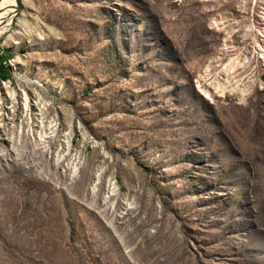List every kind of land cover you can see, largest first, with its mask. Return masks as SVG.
Returning <instances> with one entry per match:
<instances>
[{
	"label": "rangeland",
	"instance_id": "374dc122",
	"mask_svg": "<svg viewBox=\"0 0 264 264\" xmlns=\"http://www.w3.org/2000/svg\"><path fill=\"white\" fill-rule=\"evenodd\" d=\"M0 55V264H264V0H19Z\"/></svg>",
	"mask_w": 264,
	"mask_h": 264
},
{
	"label": "bare ground",
	"instance_id": "6f19581e",
	"mask_svg": "<svg viewBox=\"0 0 264 264\" xmlns=\"http://www.w3.org/2000/svg\"><path fill=\"white\" fill-rule=\"evenodd\" d=\"M11 3L15 4L14 0H9ZM8 4V3H7ZM10 5V4H9ZM8 5V6H9ZM15 7L14 6V10L11 9L9 10L7 13L4 14H0V35L3 34V32L5 31V29H7L9 27V25L12 23V19L13 16L15 14ZM5 8V7H4ZM4 156V155H3ZM0 157H2V155H0Z\"/></svg>",
	"mask_w": 264,
	"mask_h": 264
},
{
	"label": "trees",
	"instance_id": "16d2710c",
	"mask_svg": "<svg viewBox=\"0 0 264 264\" xmlns=\"http://www.w3.org/2000/svg\"><path fill=\"white\" fill-rule=\"evenodd\" d=\"M6 57L0 55V82H4L8 79L9 69L6 67Z\"/></svg>",
	"mask_w": 264,
	"mask_h": 264
},
{
	"label": "water",
	"instance_id": "95a60500",
	"mask_svg": "<svg viewBox=\"0 0 264 264\" xmlns=\"http://www.w3.org/2000/svg\"><path fill=\"white\" fill-rule=\"evenodd\" d=\"M14 1H15V6H16V7H15V10H16V9H19V0H14Z\"/></svg>",
	"mask_w": 264,
	"mask_h": 264
}]
</instances>
